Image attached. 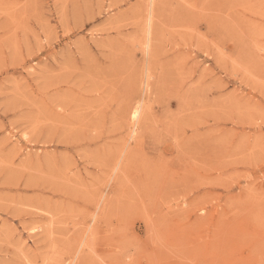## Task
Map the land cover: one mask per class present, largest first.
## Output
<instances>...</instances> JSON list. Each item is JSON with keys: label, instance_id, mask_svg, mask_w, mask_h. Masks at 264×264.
I'll return each mask as SVG.
<instances>
[{"label": "rangeland", "instance_id": "rangeland-1", "mask_svg": "<svg viewBox=\"0 0 264 264\" xmlns=\"http://www.w3.org/2000/svg\"><path fill=\"white\" fill-rule=\"evenodd\" d=\"M0 264H264V0H0Z\"/></svg>", "mask_w": 264, "mask_h": 264}, {"label": "bare ground", "instance_id": "bare-ground-1", "mask_svg": "<svg viewBox=\"0 0 264 264\" xmlns=\"http://www.w3.org/2000/svg\"><path fill=\"white\" fill-rule=\"evenodd\" d=\"M147 9V8H146ZM152 10V9H151ZM152 13V12H151ZM150 15V14H149ZM154 17V16H153ZM154 21V20H153ZM151 24H152V17L150 16L149 17V26H151ZM147 27V26H146ZM144 31V30H143ZM146 34V33H145ZM149 36V35H148ZM152 36V35H151ZM145 43V42H144ZM142 72H143V70H142ZM147 74V73H146ZM146 78H147V76H145ZM140 82H141V80H140ZM140 108L139 107H135L134 109H133V111H132V113H131V118L133 119V120H135V119H137L139 116H140ZM132 120V121H133ZM131 125V124H130Z\"/></svg>", "mask_w": 264, "mask_h": 264}]
</instances>
